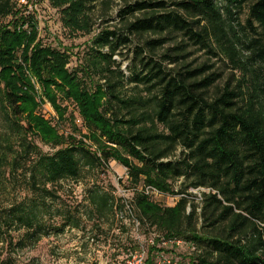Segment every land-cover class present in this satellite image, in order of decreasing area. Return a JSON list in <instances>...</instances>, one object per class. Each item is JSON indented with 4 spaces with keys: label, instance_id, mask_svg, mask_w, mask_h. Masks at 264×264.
Here are the masks:
<instances>
[{
    "label": "trees",
    "instance_id": "obj_1",
    "mask_svg": "<svg viewBox=\"0 0 264 264\" xmlns=\"http://www.w3.org/2000/svg\"><path fill=\"white\" fill-rule=\"evenodd\" d=\"M43 1L79 36L113 0ZM120 1L122 30L95 34L71 70L70 53L42 44L35 14L0 0V264L67 230L93 242L118 230L134 253L129 215L158 235L145 264L176 241L193 251L175 264H264V0ZM193 49L209 58L195 62ZM47 102L70 133L39 112ZM110 161L127 169L130 201L101 184ZM148 186L179 200L160 205Z\"/></svg>",
    "mask_w": 264,
    "mask_h": 264
},
{
    "label": "rangeland",
    "instance_id": "obj_2",
    "mask_svg": "<svg viewBox=\"0 0 264 264\" xmlns=\"http://www.w3.org/2000/svg\"><path fill=\"white\" fill-rule=\"evenodd\" d=\"M12 2L16 9L21 11L26 10L27 13L35 14L39 23V37L43 45L67 51L71 54V62L69 64L71 70L77 68L81 57L88 50L90 40L95 34L107 28L122 30V25L116 16L122 5L120 0H113L110 3L111 7L105 9L102 3L98 2L91 13L94 24L93 33L79 36L70 35L65 31L62 27L59 11L52 8L48 2H44L43 0H12ZM134 42L137 43L138 41L134 39ZM192 51L194 52L192 60L197 63L209 58L204 52H198L196 49ZM131 56L128 50H123L122 55L115 57L118 62H121L122 69L126 72ZM216 62L217 66H221V62ZM63 106L67 108L68 115H74L77 129L86 133L83 121L78 115L76 107L69 102H65ZM39 112L50 120L53 125L57 126L60 133L68 134L71 132V122L68 119L64 122L59 121L58 114L50 103L43 104ZM77 135L80 137L79 134ZM40 146L44 152H53L49 146L41 144ZM107 171L105 175L101 176V184L105 186L111 185L116 190V196L130 201L133 198L134 189L128 183L127 169L115 161H110L109 170ZM67 185L71 186V184ZM179 185L180 182L175 183L176 188ZM84 190L83 184L75 185L74 195L78 200L83 198L85 194ZM190 192L196 196V203H200V194L209 192V190L204 188L191 189ZM152 199L160 205L171 207L177 203L179 197L164 195L153 197ZM124 220L129 225L131 238L137 242L139 247L134 253H125L124 250L130 248L131 244L126 242V236L120 235L118 230L112 231V240L107 241L102 238L95 242L88 239L87 236H84L78 230H67L63 235L58 237L44 238L35 248L18 252L14 258L17 264H145L150 246L158 236L157 232L140 227L134 215L125 216ZM158 247L165 248V252L157 254L155 264H175L176 262H181L184 254L193 251L192 246L183 242L176 244L163 242ZM172 250L175 251L172 252ZM0 258L2 260L4 257Z\"/></svg>",
    "mask_w": 264,
    "mask_h": 264
},
{
    "label": "built area",
    "instance_id": "obj_3",
    "mask_svg": "<svg viewBox=\"0 0 264 264\" xmlns=\"http://www.w3.org/2000/svg\"><path fill=\"white\" fill-rule=\"evenodd\" d=\"M142 192L145 195L150 196L152 198L153 197H161L162 196V194L158 190H156L155 188H152L150 186L145 187L144 189H142ZM200 196H201V194H200ZM118 218H122V216H120V217L118 216ZM170 243L176 244V243H181V241L170 242ZM131 264H133V263H131Z\"/></svg>",
    "mask_w": 264,
    "mask_h": 264
}]
</instances>
